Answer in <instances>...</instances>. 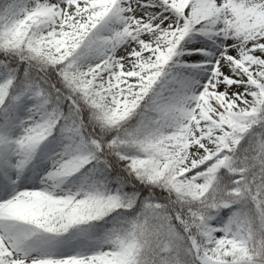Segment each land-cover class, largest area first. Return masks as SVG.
Segmentation results:
<instances>
[{
	"label": "snow or ice",
	"instance_id": "obj_1",
	"mask_svg": "<svg viewBox=\"0 0 264 264\" xmlns=\"http://www.w3.org/2000/svg\"><path fill=\"white\" fill-rule=\"evenodd\" d=\"M0 264H264V0H0Z\"/></svg>",
	"mask_w": 264,
	"mask_h": 264
}]
</instances>
